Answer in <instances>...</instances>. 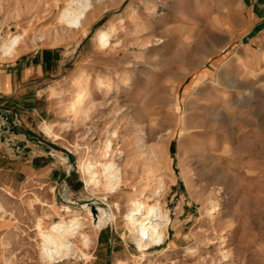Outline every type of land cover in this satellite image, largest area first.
Returning <instances> with one entry per match:
<instances>
[{"label":"rangeland","instance_id":"1","mask_svg":"<svg viewBox=\"0 0 264 264\" xmlns=\"http://www.w3.org/2000/svg\"><path fill=\"white\" fill-rule=\"evenodd\" d=\"M73 1L0 0V47L21 38L0 69L61 62L0 102V264H264V81L243 70L240 0H94L81 31L61 20ZM107 160L118 191L83 172ZM142 195L172 218L145 257L126 222ZM85 202L115 216L98 233L83 216L90 259H43L42 232Z\"/></svg>","mask_w":264,"mask_h":264},{"label":"bare ground","instance_id":"2","mask_svg":"<svg viewBox=\"0 0 264 264\" xmlns=\"http://www.w3.org/2000/svg\"><path fill=\"white\" fill-rule=\"evenodd\" d=\"M73 5L74 6H70L63 10L61 13V20L66 27L81 31L84 29L88 19L94 14L96 2L94 0H76L75 3L73 1ZM97 38L102 45L109 43L110 36L108 30L101 31ZM20 40L21 38L16 36L9 41H5L0 47V51L6 56L13 55ZM77 106L78 104L73 101L71 107L74 111H77ZM44 129L49 135L57 136L54 132L53 126L45 123ZM111 147L110 143L108 145V150ZM82 166L84 174L88 176L87 181L92 186L100 177H104L106 183L112 185V189L115 188V191L120 190V186L123 184L122 173L113 160L102 162L100 164L102 171L98 170L96 163H85ZM145 198L146 196L142 195L126 215V222L129 225L130 236L136 242L143 257H145L150 248L165 245L168 239V225L172 223L171 215L168 212H164L159 205L156 207L147 205L146 202L142 200ZM92 208V204L85 202L82 209L71 218L67 228H61L59 225H54V235H52L53 233L47 234L46 232H42L44 237L42 247L43 259L49 262H56L60 259L65 260L73 256H81L85 257V259H90L89 254L86 253L85 250L80 251L76 244V241L80 240L82 246L88 251L92 244V236L88 235V233L86 234L84 230L85 224L82 222L83 216L87 214L91 216V224L95 233L103 231L115 219L111 209L99 207L97 209L98 212L93 213ZM140 211H144V215L140 216ZM79 253H81V255Z\"/></svg>","mask_w":264,"mask_h":264},{"label":"crops","instance_id":"3","mask_svg":"<svg viewBox=\"0 0 264 264\" xmlns=\"http://www.w3.org/2000/svg\"><path fill=\"white\" fill-rule=\"evenodd\" d=\"M242 12L245 13V35L239 43L243 55L245 72L250 74L251 78H259L264 81V0H240L237 4ZM227 28V26H225ZM240 29V27H236ZM237 34V32H234ZM54 53L47 55L46 59L36 56L32 57L30 63L27 60L26 66L22 67L23 76L19 82L15 80L13 74L7 73V66L0 69V102L3 107V113L7 114V97H15L20 92L22 85H26V81L35 73L43 72V69L57 66L60 67L61 62L55 57ZM36 60V61H35Z\"/></svg>","mask_w":264,"mask_h":264}]
</instances>
